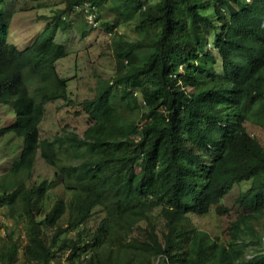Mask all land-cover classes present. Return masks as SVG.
<instances>
[{
	"label": "trees",
	"instance_id": "1",
	"mask_svg": "<svg viewBox=\"0 0 264 264\" xmlns=\"http://www.w3.org/2000/svg\"><path fill=\"white\" fill-rule=\"evenodd\" d=\"M100 24L114 70L77 101L56 35ZM9 29L0 0V264H264V0H61L24 48ZM57 99L83 131L41 137Z\"/></svg>",
	"mask_w": 264,
	"mask_h": 264
},
{
	"label": "rangeland",
	"instance_id": "2",
	"mask_svg": "<svg viewBox=\"0 0 264 264\" xmlns=\"http://www.w3.org/2000/svg\"><path fill=\"white\" fill-rule=\"evenodd\" d=\"M42 3L46 6H41ZM6 6L10 17L8 39L22 49L29 45L35 36L50 23L53 10L61 6V0H6ZM1 9L8 15L4 4L1 5ZM75 19L80 20L81 18ZM84 30H88L85 36L70 27L65 32L59 31L56 35V40L67 49V54L56 60V67L61 76L67 78L68 92L77 101L93 95L94 73L97 72L101 76L108 77L114 70L113 57L108 49L109 34L106 33L103 25L100 24L95 28L85 25ZM122 31L130 37L135 36L128 26ZM134 116H137V113H134ZM12 119L13 115L8 108L0 105V125H5ZM86 124V114L80 105H67L63 100L57 99L48 102L45 106V116L40 123V135L41 137H50L63 125L74 127L76 131L81 132ZM248 126L249 132L254 134L264 145V128L251 124ZM2 139L6 149L9 144H14V147L20 145L13 133L6 134ZM0 145L2 146V144ZM16 155V150L12 151L11 156L15 157ZM52 173L53 167L46 165L38 157L34 174L51 177ZM248 186V182L235 186L225 195L226 204L233 211L236 207L234 197L238 190Z\"/></svg>",
	"mask_w": 264,
	"mask_h": 264
},
{
	"label": "built area",
	"instance_id": "3",
	"mask_svg": "<svg viewBox=\"0 0 264 264\" xmlns=\"http://www.w3.org/2000/svg\"><path fill=\"white\" fill-rule=\"evenodd\" d=\"M83 10L84 14H85V18L87 20V23L90 26H93L94 24H96V20H94V13L93 11L89 8V2H85L81 5V7H79ZM78 8V9H79Z\"/></svg>",
	"mask_w": 264,
	"mask_h": 264
}]
</instances>
